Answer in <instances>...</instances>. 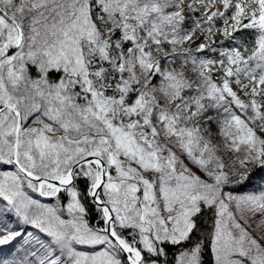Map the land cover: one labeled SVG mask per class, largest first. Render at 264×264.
Listing matches in <instances>:
<instances>
[{"label":"snow or ice","instance_id":"obj_1","mask_svg":"<svg viewBox=\"0 0 264 264\" xmlns=\"http://www.w3.org/2000/svg\"><path fill=\"white\" fill-rule=\"evenodd\" d=\"M261 173L264 0H0V264H264Z\"/></svg>","mask_w":264,"mask_h":264},{"label":"trees","instance_id":"obj_2","mask_svg":"<svg viewBox=\"0 0 264 264\" xmlns=\"http://www.w3.org/2000/svg\"><path fill=\"white\" fill-rule=\"evenodd\" d=\"M244 35H252L251 32H245ZM55 77V74H53V78ZM214 217V210H205L204 216L202 217V229L203 231H210L212 227V220ZM199 235V234H198ZM168 260L170 264H172V261L174 259V256L176 253L180 251L179 248L171 247L169 246L168 249Z\"/></svg>","mask_w":264,"mask_h":264},{"label":"rangeland","instance_id":"obj_3","mask_svg":"<svg viewBox=\"0 0 264 264\" xmlns=\"http://www.w3.org/2000/svg\"><path fill=\"white\" fill-rule=\"evenodd\" d=\"M211 131L213 134L218 133V127L213 124L211 126ZM195 171V169H193ZM199 174V173H198ZM264 174V173H261ZM259 184L258 177L253 179L252 181L248 182L244 187H234L233 185H227L225 186V190L232 191L234 195H243L247 194L251 189L256 188Z\"/></svg>","mask_w":264,"mask_h":264}]
</instances>
